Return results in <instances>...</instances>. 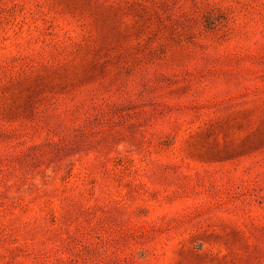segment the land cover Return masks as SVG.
Listing matches in <instances>:
<instances>
[{
  "label": "rangeland",
  "instance_id": "1",
  "mask_svg": "<svg viewBox=\"0 0 264 264\" xmlns=\"http://www.w3.org/2000/svg\"><path fill=\"white\" fill-rule=\"evenodd\" d=\"M0 264H264V0H0Z\"/></svg>",
  "mask_w": 264,
  "mask_h": 264
}]
</instances>
